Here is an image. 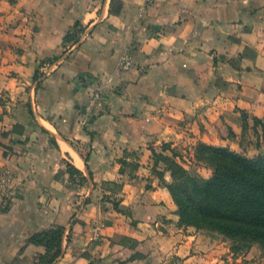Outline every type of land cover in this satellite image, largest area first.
<instances>
[{
	"label": "crops",
	"instance_id": "0c3cea01",
	"mask_svg": "<svg viewBox=\"0 0 264 264\" xmlns=\"http://www.w3.org/2000/svg\"><path fill=\"white\" fill-rule=\"evenodd\" d=\"M258 122L264 0H0V264L60 222L51 264H177L194 236L155 154L241 151Z\"/></svg>",
	"mask_w": 264,
	"mask_h": 264
},
{
	"label": "trees",
	"instance_id": "16d2710c",
	"mask_svg": "<svg viewBox=\"0 0 264 264\" xmlns=\"http://www.w3.org/2000/svg\"><path fill=\"white\" fill-rule=\"evenodd\" d=\"M199 147L201 157L216 164L214 174L196 177L174 162V180L167 184L179 205L180 224L212 228L239 246L264 249V154L251 158L204 142ZM64 232L65 226L58 225L31 238L46 247L48 264L61 254Z\"/></svg>",
	"mask_w": 264,
	"mask_h": 264
},
{
	"label": "rangeland",
	"instance_id": "374dc122",
	"mask_svg": "<svg viewBox=\"0 0 264 264\" xmlns=\"http://www.w3.org/2000/svg\"><path fill=\"white\" fill-rule=\"evenodd\" d=\"M246 133L241 145L243 150L241 151L229 146H215L227 147L251 158L264 154V125L262 126L258 122V124L249 128ZM200 143L202 142L193 145V143L187 142L174 149L167 144L163 145L162 151L154 156V167L155 173L162 178L165 185L174 180L171 172L175 163H179L188 173L196 177L210 178L214 174L216 164L207 157H201V154H199ZM167 172L170 173L169 179L165 178ZM178 208L179 205L177 204V213ZM58 225L63 226L62 222L56 224L55 227ZM181 225L184 226L185 234L194 236L193 251L191 250L181 257L177 264H264V249L258 244L239 246V243L212 228L198 227L194 224ZM47 255L40 253L39 260L33 264H48L49 256Z\"/></svg>",
	"mask_w": 264,
	"mask_h": 264
}]
</instances>
